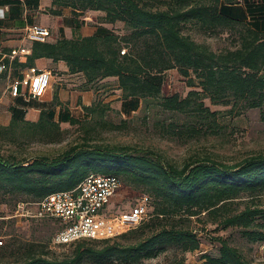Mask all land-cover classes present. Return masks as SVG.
<instances>
[{
    "label": "trees",
    "instance_id": "1",
    "mask_svg": "<svg viewBox=\"0 0 264 264\" xmlns=\"http://www.w3.org/2000/svg\"><path fill=\"white\" fill-rule=\"evenodd\" d=\"M39 1L0 0L16 5L20 13L26 2L37 6ZM50 1L53 14H60L63 6L76 12L98 10L103 12L101 22L122 21L128 30L118 33L98 22L91 34L66 36L61 32L54 39L32 40L30 52L23 60L15 58L14 67L34 65L39 57L63 60L69 73L83 74L80 87L94 91L103 81L114 79L121 91L123 112L135 109L141 100L157 99L160 108L175 114L166 130L185 138L217 132L223 113L257 107L264 115V15L248 21L223 9L238 0ZM187 22L205 30L238 27L239 39L232 47L215 50L185 33L182 26ZM172 67L199 89H189L185 95L162 94L163 72ZM3 75L6 77L5 71L0 77ZM206 97L229 107L212 110L204 103ZM53 102L60 106L57 118L53 104L42 107L37 119L25 117V109L12 106L8 124H0V133L14 139L59 141L62 121L82 124L83 131L79 139L54 154L32 156L0 150V195L17 200L10 213L0 212V236L8 235L3 224L12 220L11 213L19 202L32 203L51 191L73 188L90 172L111 173L143 185L148 214L113 236L82 237L58 244H75L70 254L61 257L48 256L43 242L20 243L13 249L20 254L16 264H79L85 257L97 262L112 258L135 263L155 257L167 247L194 250L199 239L191 224L193 216L217 225L237 226L249 240L264 241V205L252 199L264 193V152L233 162L194 155L177 163L147 148L93 141L97 125L109 124L104 118L110 108L108 101L95 98L82 103L84 118L71 114L56 92ZM91 119L94 123L86 124ZM161 123L165 124L164 120ZM242 192H249L251 199L240 207L235 198ZM24 218L52 223L54 232L62 225L56 218ZM215 238L217 252L204 253V264H254L226 238ZM13 244L3 241L0 251Z\"/></svg>",
    "mask_w": 264,
    "mask_h": 264
},
{
    "label": "rangeland",
    "instance_id": "2",
    "mask_svg": "<svg viewBox=\"0 0 264 264\" xmlns=\"http://www.w3.org/2000/svg\"><path fill=\"white\" fill-rule=\"evenodd\" d=\"M50 0H40L37 6L30 5L26 2L24 10L21 11V17L10 20L0 16V25L4 27L13 26V29L4 31L3 39L8 42H17L19 38L24 37L23 25L29 23L31 19L39 21L49 26L51 37L57 28L54 25V15L49 9ZM24 7V6H23ZM26 9V11H25ZM1 14V13H0ZM103 12L98 10L74 11L69 6L61 7V19L63 27H68L70 20L87 21L93 25L101 22L100 16ZM78 15V16H77ZM84 16V17H82ZM94 22V23H93ZM88 23V24H89ZM108 29L118 33L127 32L128 28L122 21L103 23ZM56 29V30H55ZM5 30V29H4ZM182 30L190 34L195 40L207 43L212 49L219 50L226 47H232L239 39V28H224L216 30H205L191 25L189 22L183 24ZM124 49L126 47H123ZM59 72V73H58ZM17 70H13L11 76L19 75ZM53 77L47 88L46 98L50 92H55L63 85L65 96L68 97L66 102L70 101L69 111L74 116L84 118L86 116L80 100L88 99L89 103L95 98L108 101L110 108L106 110L104 118L108 121L107 125H97L94 130L93 141L99 143H124L131 144L141 148H147L162 154L169 160L182 163L184 160L194 155H210L216 159L226 162L239 160L248 154L264 152V115L257 107L248 108L240 113H223L220 114L219 120L221 127L217 132L198 134L193 137L179 136L171 131L166 130V124L173 113L163 110L159 107L157 99L151 101L141 100L139 105L130 112L121 110V91L115 86V80L103 81L93 95L84 97L77 94L75 87H80L84 82L82 73H68L60 77V71L57 68L52 70ZM163 81L161 87L162 94L178 93L185 95L189 89L197 88L187 83V78L180 74L176 67L169 68L163 72ZM107 82V83H106ZM8 79L4 75L0 77V124L6 125L9 122L12 106H19L27 110V106L39 103L35 98L25 100L22 95L12 96L7 88ZM75 84V85H74ZM93 89V88H92ZM94 90V89H93ZM62 91V92H63ZM21 101V102H20ZM52 103V100H51ZM50 103V104H51ZM204 103L212 110H223L229 105L212 103L208 97L204 98ZM179 119H183L181 116ZM165 124L161 123V121ZM94 123L91 119L86 124ZM63 129L62 139L59 141H41L36 138H9V136L0 133V150H15L19 155H38L54 154L66 147L71 141L79 139L82 134V124L61 123ZM121 186L111 196L108 202V208L113 213L129 208L135 201L141 190H145L143 185L129 181L120 176ZM251 195L249 192H242L236 199V205L243 206L249 202ZM254 201L264 205V193L258 197H253ZM21 200V199H19ZM17 200L15 197L0 195V212L10 213ZM33 206L29 207V210ZM15 212V210H14ZM12 220L3 224V229L8 235L3 239L4 244L10 245L8 250L0 251V264H16L20 261V254L13 249L20 243L34 241L43 242L44 250H47L48 256L61 257L70 254L74 250L75 244L54 245L51 241L55 225L52 223H42L35 220H26L22 215H14ZM5 217H8L6 215ZM192 225L196 228L199 245L194 250L182 251L175 247H167L155 257L143 258L135 263H124L116 259H108L103 262L84 258L79 264H204V253H216L219 245L215 236L226 238L229 243L235 245L240 251L254 264H264V241L249 240L246 238L237 226H222L216 223L206 222L203 219L192 217ZM6 224V225H5Z\"/></svg>",
    "mask_w": 264,
    "mask_h": 264
},
{
    "label": "built area",
    "instance_id": "3",
    "mask_svg": "<svg viewBox=\"0 0 264 264\" xmlns=\"http://www.w3.org/2000/svg\"><path fill=\"white\" fill-rule=\"evenodd\" d=\"M23 29L27 43L11 46L8 50L0 44V74L6 72L7 88L12 96L22 95L28 100L45 94L51 83L52 70L35 65L14 67L13 61L15 58L23 60L30 52L31 41L48 39L51 30L39 22L27 23ZM13 70L19 75L11 76ZM120 186L121 179L115 174L90 172L73 188L51 191L32 203L19 202L14 215L59 219L62 225L52 235L54 245L82 237L113 236L137 224L148 214L145 192H139L129 208L116 213L110 211L108 202ZM31 204L33 208L29 210ZM2 238L0 236V243Z\"/></svg>",
    "mask_w": 264,
    "mask_h": 264
},
{
    "label": "crops",
    "instance_id": "4",
    "mask_svg": "<svg viewBox=\"0 0 264 264\" xmlns=\"http://www.w3.org/2000/svg\"><path fill=\"white\" fill-rule=\"evenodd\" d=\"M14 3L16 4V2H14ZM11 4L12 3L2 4L0 2V13H1L0 16L1 17L4 16L7 19L14 21L18 17H21V13L16 8L17 7L16 5H11ZM223 9L229 13L234 14V15L243 16L248 21H250V20L253 21V19L255 20V18L258 17L257 15H264V0H238L235 4L225 5L223 7ZM60 14H54V15L51 14V16L55 17V18H53L54 19V25L57 28V30L55 29L56 32L54 34V38L58 37L61 34V32L66 36H73V35L78 36V35H84V34H91L96 29V24H95L96 22L95 23L93 22L94 24L91 25V23H89L85 20H84V22H82V21L79 22L77 20H73V18H71V17L68 18V20H70L68 27H66V26L63 27V24L61 23L62 21L58 20L59 18L60 19L62 18L60 16ZM82 17H84V16H82ZM0 22H2V21L0 20ZM30 22L42 23V22H40V20L35 21V19H32V21L30 20ZM42 24H44V23H42ZM12 27L13 26H10V25L8 27H4L2 24L0 25V44L2 45L3 49H5V50H8L11 46L21 45L23 43H27L26 42L27 40L25 37L19 38V40L17 42H8L7 40L3 39V33H5L4 31L9 30V29H13ZM23 27H24V25L22 26V28ZM50 37H51V35H50ZM54 38H50V39H54ZM34 65L39 67V68H48L51 70H54L55 68H57L58 71H60V74H61L60 77H62L64 74L69 73L68 69H67V65H66L65 61H63V60L53 61L51 58H48V57H39L35 60ZM52 77H53V75H52ZM63 88H64L63 85H60L59 89H56L55 92L57 94L58 99L61 100L62 103L69 106L70 101H69V104H68V102H66L65 99H67L68 97L65 96V93H64L65 91H63ZM75 91L77 94H81L84 97L90 96V98H91L94 90L92 88L75 87ZM46 93H48V92L46 91L44 95H42L38 98H35L38 100L39 103H34L32 105L27 106L28 108L25 111V117H27L29 119H37V117L39 115V111L42 107L52 106V104H53V106L55 107V118H57L60 106L58 104L54 105L53 92H50L49 95L46 98H44ZM51 100H52V103H51ZM79 101L81 104L82 103H85V104L89 103L88 99L80 100V97H79ZM61 123H66V122L62 121Z\"/></svg>",
    "mask_w": 264,
    "mask_h": 264
}]
</instances>
